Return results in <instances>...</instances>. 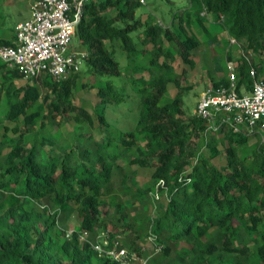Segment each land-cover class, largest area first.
I'll return each instance as SVG.
<instances>
[{"label":"trees","instance_id":"obj_1","mask_svg":"<svg viewBox=\"0 0 264 264\" xmlns=\"http://www.w3.org/2000/svg\"><path fill=\"white\" fill-rule=\"evenodd\" d=\"M194 2L197 7L192 13L201 25L212 22L240 42L245 52L260 53L259 61L252 62L244 54L234 58L228 52L238 91L251 90V67L259 75L264 73V0ZM141 6L137 0H89L85 4L74 38L78 49L87 53L83 73L104 82L96 92L100 100L96 119L74 104L81 72L61 80L43 76L17 88L15 79L23 76L6 63L0 66L8 69L0 94L5 90L10 106L0 117V128L6 119L15 124L12 135L0 141V264H120L106 254L121 241L117 232L109 234L110 248H103L101 254L82 236L99 232L110 207L120 210L125 205L120 189L113 186L116 169L125 164L131 170L125 172L123 184L133 180L141 193L135 181L138 168L150 166L158 189L166 191L163 212L151 219L155 241L162 245L167 241L172 247L185 242L202 264H220L222 253L237 254L229 264H264V133L252 134L259 139L257 147L242 157L251 135L236 134L227 127L207 131L202 118L186 117L181 109L180 82L187 73L176 71L178 57L193 66L195 50L206 51L221 40L205 27L207 40H201L188 21L180 24V33L143 23L136 17ZM110 12L115 14L110 16ZM142 35L144 52L150 56L148 77L129 72L130 64L142 57L143 50L138 49ZM167 42L176 44L177 54L166 48ZM10 45L0 38V47ZM123 58L129 60L125 69ZM171 84L178 92L173 102L163 104ZM213 86H229V81L222 79ZM113 109L131 113L124 118L128 129L111 131L108 115ZM39 119L74 122L83 140L94 141V148L80 142L68 149L59 147L55 137L39 139L30 129ZM22 120L26 126L20 128ZM95 120H99L98 127H108L109 133L100 138L85 133L87 127H95ZM224 143L226 163L218 167L212 160ZM203 145L210 157L202 153ZM72 212H78L81 226L68 235L60 219ZM215 228L221 231L219 242L206 245L204 238ZM127 244L123 246L140 253L132 240ZM170 252L171 247H165V254Z\"/></svg>","mask_w":264,"mask_h":264},{"label":"rangeland","instance_id":"obj_2","mask_svg":"<svg viewBox=\"0 0 264 264\" xmlns=\"http://www.w3.org/2000/svg\"><path fill=\"white\" fill-rule=\"evenodd\" d=\"M32 1L33 0H0V38H6L15 30L17 23L26 21L29 14L28 11L24 10L31 6ZM191 1L192 0H146V3L138 8L136 12L137 19L141 20L143 23H157L163 29L171 28L175 32L180 33L182 30L180 24L185 25L188 21L191 25V31L201 40H207L204 27L207 28L211 35L218 36L221 40L219 46L211 47L206 51L195 50L192 57L195 63L193 66L184 63L180 57L176 55L179 62L176 71L179 74L182 72L187 73L185 79H182L180 82L183 88V104L181 105V109L186 117L197 115L198 103L203 93L213 89L214 82H219L222 79L229 80L231 72L228 70V66L234 62L228 60L229 51L234 58L244 54L247 60L252 62H257L260 59L259 52L251 50L245 52L240 42L216 24L211 22L201 25L197 21L196 16L192 13V10L197 7L196 2H194L195 0ZM113 14H115V12H110V16ZM182 35L184 36V34ZM134 36L138 37V34L135 33ZM143 38V35L139 36L140 40L138 43V49L143 50L142 57L136 64H130L132 70H129V72L134 73L136 76L144 75L148 77L150 56L148 53L144 52L145 47L141 41ZM73 45L75 48L80 47L76 38L73 40ZM165 46L177 54V46L174 42H167ZM125 58L121 60L124 69L128 67L127 62H129V60L127 61ZM3 64L4 62L0 59V66ZM133 69L137 70L133 72ZM7 70L8 69L5 68L2 70L0 69V85L5 81L4 72ZM84 70L85 65L82 67L80 78L75 89L74 104L85 108L89 113L93 114L96 119L100 104L96 92L98 88L104 86V82L99 81V79L93 75L84 74ZM232 73H236V70ZM25 83L27 82L24 79H15V86L17 88L22 87ZM177 92L178 88L171 84L162 103L167 104L173 102ZM37 106L38 104L32 108L31 112H34ZM9 108L8 97L4 90V92L0 94L1 118L6 115ZM124 110L126 109H113V111H110L108 120L113 126L111 131L119 132L120 130H125L130 127L127 119L124 120V118L131 115V113H125ZM95 122V127H87L85 133L95 134L98 138L109 133L108 127H98L99 120H95ZM4 124L5 125L0 128V141L4 140L6 136L12 135L11 130L15 125L8 119L5 120ZM23 126H26L24 120L19 124L20 128H23ZM30 129L38 135L39 139L42 136L57 138L59 140V147H66L68 149L76 148L77 144L85 142L87 146L94 148V141L91 139L83 140L80 135L81 130L74 122L60 124L58 120L55 119H45L44 122L39 119V123ZM219 138L223 140V135H219ZM249 138V144L244 149V152L241 153L242 157H245L248 151L257 147L259 139L253 135ZM262 139L264 140L263 137ZM226 145V143L220 144L218 157L212 160L218 167L226 163ZM202 153L208 157L212 155L210 150L204 145L202 147ZM125 165L124 167L120 166L116 169L115 178L113 180V186L120 189L125 205L122 206L120 210L115 207H110V214L103 217L101 223L102 228H100L99 232L95 234H84L82 236V241H89L94 246L100 245L102 249L108 250L110 248L109 234L117 232V237L121 240L119 241L120 249L129 252L130 256H136L138 258L135 262L136 264H202L198 255L189 253L192 250L191 245L184 242L180 243L177 247H172V244L167 241L163 242L164 244L162 245L155 241L154 237H151V219L163 212L161 205L167 204L168 202L166 191L158 189L153 179L154 169L150 166L138 168L135 181H137L138 186L142 189L141 193L137 190L133 180H128L123 184L125 172L131 170V168ZM43 204L45 203L39 204L37 208L41 209ZM31 206L30 204V207ZM60 220L66 225V232L68 235L73 231L78 232L80 230L81 219L78 212L63 215ZM220 236L221 231L215 228L204 238V241L207 243L206 245L212 241L219 242ZM130 240L141 248L140 253L130 250L129 247L123 246H128L127 242ZM63 241L64 239H61V242ZM165 247H171L169 255L165 254ZM222 256L224 260L220 264H229V261L234 260L237 254L222 253ZM242 261H246V259L242 258Z\"/></svg>","mask_w":264,"mask_h":264},{"label":"built area","instance_id":"obj_3","mask_svg":"<svg viewBox=\"0 0 264 264\" xmlns=\"http://www.w3.org/2000/svg\"><path fill=\"white\" fill-rule=\"evenodd\" d=\"M88 1L35 0L31 17L15 27L13 45L0 47V59L30 84L43 76L61 80L81 72L87 53L75 48L73 40ZM137 1L142 5L146 3V0ZM228 70L231 72L229 86L203 93L197 116L205 121L207 131L219 132L227 127L236 134L264 133V73L259 75L257 69L251 67L253 82L246 94L242 93L244 87L238 91L233 63ZM119 246L116 242L115 248L106 252L107 257L120 264H136L138 258L119 250ZM94 249L104 253L98 245Z\"/></svg>","mask_w":264,"mask_h":264},{"label":"crops","instance_id":"obj_4","mask_svg":"<svg viewBox=\"0 0 264 264\" xmlns=\"http://www.w3.org/2000/svg\"><path fill=\"white\" fill-rule=\"evenodd\" d=\"M35 0H33L32 1V4H33V2H34ZM32 4H31V6H32ZM31 6L29 7V8H27L26 10H24V11H28V14H29V16H28V18L27 19H29L30 17H31ZM26 19V20H27ZM23 22V21H22ZM20 23V22H19ZM18 24V23H17ZM17 26V25H16ZM6 39L8 40V41H10V42H12V44H13V42H14V40H15V30L11 33V34H9L7 37H6ZM249 89L246 87V88H243L242 89V93H249Z\"/></svg>","mask_w":264,"mask_h":264}]
</instances>
